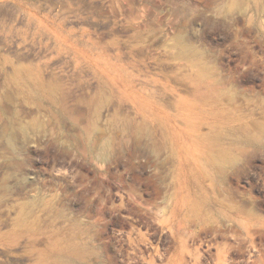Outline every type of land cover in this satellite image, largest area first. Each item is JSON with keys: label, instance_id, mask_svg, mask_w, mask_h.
<instances>
[{"label": "rangeland", "instance_id": "374dc122", "mask_svg": "<svg viewBox=\"0 0 264 264\" xmlns=\"http://www.w3.org/2000/svg\"><path fill=\"white\" fill-rule=\"evenodd\" d=\"M0 264H264V0H0Z\"/></svg>", "mask_w": 264, "mask_h": 264}]
</instances>
